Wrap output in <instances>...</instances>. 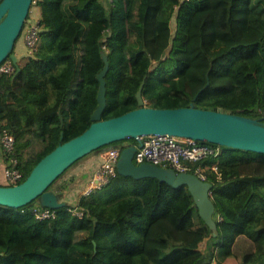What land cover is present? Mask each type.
<instances>
[{
	"label": "trees",
	"instance_id": "1",
	"mask_svg": "<svg viewBox=\"0 0 264 264\" xmlns=\"http://www.w3.org/2000/svg\"><path fill=\"white\" fill-rule=\"evenodd\" d=\"M33 6L38 44L19 56V71L0 74V121L15 138L23 180L62 132L65 142L91 125L102 51L109 60L103 119L137 108L143 84L147 106H189L199 92L196 107L264 120V0H33ZM126 141L137 143L119 140L87 155ZM220 146L219 155L202 161L214 184L217 235L187 185L118 173L77 200L66 196L69 180L54 188L69 167L50 186L67 201L55 217L31 213L38 201L0 204V264H225L231 257L264 264V153ZM4 166L0 185H9ZM170 235L178 242L162 256Z\"/></svg>",
	"mask_w": 264,
	"mask_h": 264
},
{
	"label": "water",
	"instance_id": "2",
	"mask_svg": "<svg viewBox=\"0 0 264 264\" xmlns=\"http://www.w3.org/2000/svg\"><path fill=\"white\" fill-rule=\"evenodd\" d=\"M32 2L33 0H0V65L10 58L19 71V57L14 49L25 23L30 20L28 15ZM101 54L105 64L97 75L100 82L98 106L91 115V125L80 135L65 142L62 141V132L61 142L39 160L23 181L13 185H0V204L21 208L38 201L42 206L62 208L66 206L67 201L61 199L59 192L50 188L60 174L77 160L100 147L128 138L138 139L141 135L169 133L264 153L263 119L196 107L195 100L199 92L189 106L151 107L146 105L142 96L141 84L136 94L139 105L137 108L103 119L102 113L107 104L105 74L109 68V60L104 51ZM207 80L206 86L209 84L208 74ZM1 131L0 121V136ZM136 150V144L123 148L117 161L118 173L136 179L157 178L174 187L187 185L200 216L213 230V235H217L214 216L216 207L211 197L214 184L202 180L192 172H177L174 168L150 162L137 164L134 162Z\"/></svg>",
	"mask_w": 264,
	"mask_h": 264
},
{
	"label": "built area",
	"instance_id": "3",
	"mask_svg": "<svg viewBox=\"0 0 264 264\" xmlns=\"http://www.w3.org/2000/svg\"><path fill=\"white\" fill-rule=\"evenodd\" d=\"M38 30V20H28L24 25L22 30L24 34L23 43L28 51L27 53L33 52L37 46ZM15 68L13 61L7 58L0 65V74L2 72L11 73ZM14 146V136L6 129H2L0 136L1 157L5 163L3 170L4 180L9 185L20 183L24 178L19 166V159L13 154ZM126 146L125 143H119L104 148L99 152L102 157L101 163L93 172L88 185L82 190L81 196L91 195L96 189L107 186L116 177L118 174L117 161L123 148ZM136 146L137 150L134 155L135 163L150 162L163 167L174 168L177 172H192L205 181L209 180L202 161L210 156H217L221 153V146L218 144L201 142L194 138L169 133L141 135L137 139ZM211 169L218 173V164L213 163ZM29 211L39 219L55 217L57 213L56 208L42 206L40 203L31 205ZM74 212L81 216L84 214L79 209H74Z\"/></svg>",
	"mask_w": 264,
	"mask_h": 264
},
{
	"label": "crops",
	"instance_id": "4",
	"mask_svg": "<svg viewBox=\"0 0 264 264\" xmlns=\"http://www.w3.org/2000/svg\"><path fill=\"white\" fill-rule=\"evenodd\" d=\"M15 52L19 57L24 54V49L22 47L19 49V51L16 50ZM2 163L4 162L1 160L0 164ZM100 163V153H93L80 159L79 162H77L76 165L72 167L65 176V179L69 180L70 182V187L73 188V191L71 190L66 196L71 197L74 195L78 200L81 196L82 190L88 185L93 172L96 168H98Z\"/></svg>",
	"mask_w": 264,
	"mask_h": 264
},
{
	"label": "rangeland",
	"instance_id": "5",
	"mask_svg": "<svg viewBox=\"0 0 264 264\" xmlns=\"http://www.w3.org/2000/svg\"><path fill=\"white\" fill-rule=\"evenodd\" d=\"M30 14H31V18L32 19H34V20H36V19H38V17H39V10L37 9V7L36 6H33V7H31V11H30ZM30 19V18H29ZM28 27V26H27ZM28 30V29H27ZM24 35V34H23ZM23 35H22V37H20L19 38V40H18V43H17V45H16V50L17 51H19V49L20 48H22L23 47V49H24V51L25 52H28V51H26V47L24 46V43H23ZM25 36H26V31H25ZM38 44V43H37ZM15 50V51H16ZM27 54H29V53H27ZM126 145H128V144H130V142L129 141H126V142H124ZM1 160L4 162V160L2 159V157H1ZM79 162V161H78ZM76 165V163L75 164H73L72 166H70V168L69 169H67L65 172H64V174L62 175V177L54 184V188H56V187H59L60 185L62 186L63 185V182H64V178H65V176H66V174L71 170V168L72 167H74ZM0 166H1V164H0ZM2 176L3 177H5L4 176V172H2ZM4 180V179H3ZM65 187V186H64ZM178 242V240L175 238V236L174 235H170L169 236V238H168V244H169V246L168 247H166V248H164V249H160V253H161V255L162 256H166V255H168L169 253H170V251H171V247H172V245H174L175 243H177ZM203 246H205V244H206V242L205 241H203ZM238 262V260L236 261L233 257H231V258H228L227 260H224V263L225 264H236Z\"/></svg>",
	"mask_w": 264,
	"mask_h": 264
},
{
	"label": "flooded vegetation",
	"instance_id": "6",
	"mask_svg": "<svg viewBox=\"0 0 264 264\" xmlns=\"http://www.w3.org/2000/svg\"><path fill=\"white\" fill-rule=\"evenodd\" d=\"M0 155L2 156V150H1V148H0Z\"/></svg>",
	"mask_w": 264,
	"mask_h": 264
}]
</instances>
